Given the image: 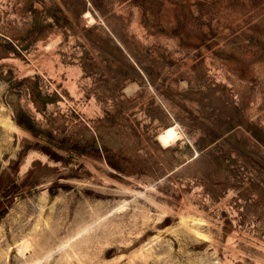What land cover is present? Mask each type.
Masks as SVG:
<instances>
[{
    "label": "rangeland",
    "instance_id": "rangeland-1",
    "mask_svg": "<svg viewBox=\"0 0 264 264\" xmlns=\"http://www.w3.org/2000/svg\"><path fill=\"white\" fill-rule=\"evenodd\" d=\"M0 203V264H264V0H0Z\"/></svg>",
    "mask_w": 264,
    "mask_h": 264
},
{
    "label": "bare ground",
    "instance_id": "bare-ground-1",
    "mask_svg": "<svg viewBox=\"0 0 264 264\" xmlns=\"http://www.w3.org/2000/svg\"><path fill=\"white\" fill-rule=\"evenodd\" d=\"M91 18V17H90ZM170 135L171 136H173V137H177L178 136V132H177V128L176 127H172L170 130ZM168 132V131H167ZM174 138V139H175ZM32 249V248H31ZM30 248H29V246L27 245V242L24 244V245H21L20 247H19V252H20V254H21V256L24 258H26L27 257V255L28 254H30L31 252H32V250H31ZM27 260V259H26ZM26 264H30V263H28V262H26Z\"/></svg>",
    "mask_w": 264,
    "mask_h": 264
},
{
    "label": "trees",
    "instance_id": "trees-1",
    "mask_svg": "<svg viewBox=\"0 0 264 264\" xmlns=\"http://www.w3.org/2000/svg\"><path fill=\"white\" fill-rule=\"evenodd\" d=\"M108 156H110L109 153H108ZM108 158L110 161L111 157H108ZM111 162L112 161H110V164H111ZM7 210H8L7 204L6 203H0V218L3 217L7 213Z\"/></svg>",
    "mask_w": 264,
    "mask_h": 264
}]
</instances>
